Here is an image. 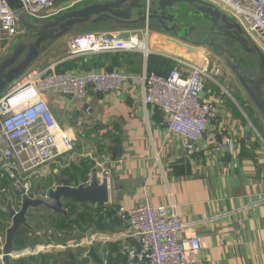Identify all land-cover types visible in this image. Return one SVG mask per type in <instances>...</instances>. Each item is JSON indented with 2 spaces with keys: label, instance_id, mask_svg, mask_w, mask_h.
<instances>
[{
  "label": "crops",
  "instance_id": "1",
  "mask_svg": "<svg viewBox=\"0 0 264 264\" xmlns=\"http://www.w3.org/2000/svg\"><path fill=\"white\" fill-rule=\"evenodd\" d=\"M104 27L86 26L57 39L30 65L24 76L55 63L60 67L69 65L65 71L74 74L115 68L127 77L120 89L102 94L89 92L84 99H74L58 90L45 93L57 122L73 138L74 148L29 174L38 176L31 186L38 191L46 186L55 187L60 177L68 178L75 186L88 182L89 166L96 168L89 155L105 162L111 174L108 214L93 225L79 221L67 235L65 230L55 231L51 225L52 219L62 215L43 207L30 211L28 221L34 235L49 239L33 244L34 235L29 232L24 248L17 250L14 238L16 253L9 257V264L17 259L34 264H126L119 249L126 243L135 244V240L125 234L115 208L142 203L144 193L158 207H167L172 199L186 225L182 236L199 237L201 249L196 260L188 264H264V128L241 95H237V100L226 97V89L232 93L235 90L228 86L229 74L224 63L214 53H198V48L189 54L167 52L164 36L158 33L153 40L148 37L147 55L136 50L69 56L71 36L101 32ZM18 36L7 42V49ZM151 44L154 46L150 47ZM112 55L117 58L112 60ZM148 55L158 59L153 64L157 66L155 72L161 75L174 67L181 68L180 61L185 60L219 68L214 80L205 79L206 91L220 98L216 118L206 126L195 153H188L182 139L168 132L164 114L144 104L142 85L132 81L146 69ZM209 96L207 92L203 94L204 98ZM244 109L249 110L248 118ZM10 183L13 184L8 180L9 188L0 189V196L6 198L5 207L8 201L19 205V197L15 199L11 194ZM113 186L120 189L114 190ZM72 205H77L76 210L68 219L62 216L66 221L76 214L84 215L83 206L66 202L64 207L68 213ZM0 211L4 213V218L0 217V264H4L2 228H7L10 220L7 208ZM47 227L53 228L49 229L51 232Z\"/></svg>",
  "mask_w": 264,
  "mask_h": 264
},
{
  "label": "built area",
  "instance_id": "2",
  "mask_svg": "<svg viewBox=\"0 0 264 264\" xmlns=\"http://www.w3.org/2000/svg\"><path fill=\"white\" fill-rule=\"evenodd\" d=\"M23 12L33 21L45 20L70 10L85 0H20ZM208 2L241 27L248 40L264 53V0H203ZM140 30L139 32H142ZM21 32L16 15L0 0V58L7 42ZM138 31H130L124 39L118 32H86L71 36L69 56L136 51ZM148 36V30L144 29ZM146 38V42H147ZM147 45V44H146ZM166 75L146 69L133 80L143 87L144 104L156 107L164 114L169 133L182 139L188 153L198 151L206 126L215 120L220 98L206 91L205 79L214 80L217 65L180 61ZM55 63L24 76L0 97V172L31 192L27 175L37 167L53 161L74 148L73 138L57 122L45 93L58 90L74 99H84L89 92L102 94L120 89L127 77L117 69L74 74L57 72ZM207 92L209 97L204 98ZM226 93H228L226 91ZM98 169V177H105L110 186L111 174L105 162L89 155ZM26 175V178L22 177ZM21 178V181L19 180ZM110 201L106 204L110 206ZM168 207V208H167ZM154 206L144 193L142 203L115 208V215L125 234L135 244H123L119 253L126 264H188L196 260L201 249L197 235H184L186 225L171 199L169 205ZM32 251L29 249L28 253Z\"/></svg>",
  "mask_w": 264,
  "mask_h": 264
},
{
  "label": "water",
  "instance_id": "3",
  "mask_svg": "<svg viewBox=\"0 0 264 264\" xmlns=\"http://www.w3.org/2000/svg\"><path fill=\"white\" fill-rule=\"evenodd\" d=\"M188 2L195 6L212 24L217 37H192V29H183L180 18L176 15L177 3ZM9 9L16 15L21 32L14 43L6 49L0 59V97L14 84L21 81L26 70L39 55L57 39L79 29L90 26L105 27L101 32L118 31L119 36L127 39L130 31L151 30L155 34L165 35V45L176 50L194 52L195 46H206L211 52L224 59L225 65L232 71L241 88L245 91L254 107L264 119V53L247 39L241 27L214 5L203 0H91L83 5L64 11L42 21H33L23 12L20 0H5ZM190 31V32H189ZM196 31V30H195ZM162 32V33H160ZM171 36L174 40L168 39ZM178 39V40H175ZM218 40V41H217ZM154 45L151 44L150 47ZM150 51L146 46L143 50ZM252 68H255L252 69ZM86 184L72 185L68 178H59L55 187L46 186L43 191L34 187L29 194L22 186H17L19 205L7 202V217L10 225L2 228L5 242L2 247L1 260L9 264V257L14 253V238L21 227L34 235L29 224L28 213L41 207L62 215L68 219L64 203L91 204L98 207L109 201V188L105 177L99 179L98 169L92 168ZM115 189V186L112 187ZM93 239L91 240V242Z\"/></svg>",
  "mask_w": 264,
  "mask_h": 264
},
{
  "label": "rangeland",
  "instance_id": "4",
  "mask_svg": "<svg viewBox=\"0 0 264 264\" xmlns=\"http://www.w3.org/2000/svg\"><path fill=\"white\" fill-rule=\"evenodd\" d=\"M89 1H91V0L86 1L83 4H85V3L89 2ZM83 4H80V5H83ZM80 5H78V6H80ZM177 8L178 9H177L176 15L180 18V25L183 27V29H190V31L192 29V31H191V33L193 35L192 37H195V36L202 37L203 36L202 38H204V37H210L209 35L211 34V37H217L218 38V35L216 34L217 32L212 30L211 22L208 21L201 13L196 12V9H195L194 5L183 1V2L177 3ZM160 33H162V32H160ZM136 34L138 36V40L139 41H145V42H146V38L150 37L151 35L152 36L154 35V33H152L151 30H149L148 36L145 35L144 30L142 32L138 31ZM212 34H214V35H212ZM167 38L174 40L173 37H171V36H168ZM175 40H178V39H175ZM180 43L182 45H185V46L193 47L194 49L198 48V53H203V51H208L209 53H212L211 49L206 47V46H195V45L193 46V45H191L189 43L181 42V41H180ZM146 44H147V42H146ZM138 47L139 46H136V50H140V47L139 48ZM141 51H143L142 48H141ZM166 51L170 52V53H172V52H175V53H187L185 51V49L184 50L183 49L182 50H176V49H173L172 47H169L168 45H166ZM195 51L196 50H194V52ZM194 52H188V54L189 53H194ZM185 61H189V60H185ZM219 62L222 63V64L224 63V65H225L224 59L222 57H219ZM226 68L228 69V74H229V76H227L228 77V83H229L228 86L235 90V92L232 93V91L229 90V88L226 89L228 91V93H225L226 97L227 98L229 97V99H232V100H235V99L237 100L238 99L237 95H241V99H245L247 101L248 105L250 106V108L253 110L252 115L253 114L255 115V117L258 119V121L260 122V124L264 128V119H263V117L260 115V113L254 107L253 103L251 102V100L249 99V97L247 96L245 91L241 88V86L239 85L238 81L234 77L232 71L227 66H226ZM243 112H244L246 117H247V115H249V110L244 109ZM3 176H5V175H3ZM23 178H26V175H24L22 177V179ZM27 179H28L30 185L32 186V184H34L36 182V180L38 179V176L37 175H32V176L30 175L29 176V174H28L27 175ZM19 180L21 181V178H19ZM13 185H14V188L17 189L15 181H14ZM1 193H3V192H1ZM4 199L6 200V198L4 196H0V208L3 209V210L6 208L5 205L3 207L1 206L2 205L1 202ZM95 257L99 259V257H97V256H95Z\"/></svg>",
  "mask_w": 264,
  "mask_h": 264
},
{
  "label": "trees",
  "instance_id": "5",
  "mask_svg": "<svg viewBox=\"0 0 264 264\" xmlns=\"http://www.w3.org/2000/svg\"><path fill=\"white\" fill-rule=\"evenodd\" d=\"M122 53H126V52H122ZM115 54H117V53H115ZM103 55H106V54H103ZM107 55H111V54H107ZM112 56H114V57H112V60H115V58H117L115 55H112ZM161 61L166 63L165 60H161ZM153 62L154 63H158V59H153L152 56L148 55L147 66H146L147 71H155V68L157 66H155V64H153ZM68 66H61L60 67L59 65H56L55 66V70L57 72H63L66 69H68ZM109 70H111V68ZM3 175H5V176H3ZM8 180L12 181L13 184H14V181L12 179H9V177H7L6 174H1V172H0V189H2V188L4 189V187L5 188H9L8 187ZM13 184L10 183L11 194L13 195V197L15 199H17L19 197V195H18L19 192H18L17 189L14 188ZM17 201H18V199H17ZM1 204L5 205V199L2 200ZM16 204L18 205V203H16ZM17 205H15V206H17ZM80 206L84 207V215L76 214V217H74L73 219H71L69 221H66L62 216H60V218L52 219L51 220V225L53 226L54 229L51 228V227L50 228L47 227L46 230L47 231H49V229H53V230L56 229L55 231L65 230L66 234L69 235V233H67V232L71 231V229H73L74 226H77L79 221H81L82 224L83 223L84 224H89V225L97 224V223H99V220H100L101 216H106L105 214L109 211V206H107V205H102V206H100L97 209H94L92 206H89L88 204H83V203L80 204ZM76 207H77V205L76 206L72 205L70 210H69L68 215L72 214L73 212H75ZM0 217H1V219L4 218V213L1 212V211H0ZM48 217H50V216H48ZM81 225H78V226H81ZM99 226L100 225L98 224L97 227H99ZM99 229L101 230L102 228L100 227ZM47 231H44V234H47ZM49 232H51V231H49ZM28 233H29V231L26 228H24V227H21L18 230V232L16 233L15 238H16L17 250L24 248V246L26 244V240L28 239ZM41 237H44V238L42 239ZM41 237L38 238L36 235H34L33 238H32L33 239L32 243L33 244L34 243H41L42 241L43 242H47L48 239H49L45 235H42ZM32 243H31V245H32ZM31 260L33 261L35 259L32 258ZM23 261H25V260H23V259L13 260L12 264H34L35 263V262H31V261L28 262V263H24ZM40 261H41V258H40Z\"/></svg>",
  "mask_w": 264,
  "mask_h": 264
},
{
  "label": "bare ground",
  "instance_id": "6",
  "mask_svg": "<svg viewBox=\"0 0 264 264\" xmlns=\"http://www.w3.org/2000/svg\"><path fill=\"white\" fill-rule=\"evenodd\" d=\"M136 45L140 47V50H141V48H142L143 50H146V42H145V41H139V40H138V41L136 42ZM139 47H138V48H139Z\"/></svg>",
  "mask_w": 264,
  "mask_h": 264
},
{
  "label": "flooded vegetation",
  "instance_id": "7",
  "mask_svg": "<svg viewBox=\"0 0 264 264\" xmlns=\"http://www.w3.org/2000/svg\"><path fill=\"white\" fill-rule=\"evenodd\" d=\"M212 35H214V34H212ZM252 69H254V70H255V68H252Z\"/></svg>",
  "mask_w": 264,
  "mask_h": 264
}]
</instances>
